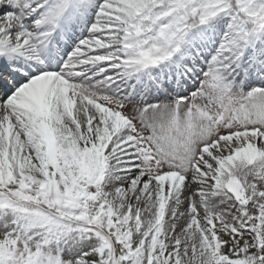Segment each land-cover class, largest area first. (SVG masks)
Masks as SVG:
<instances>
[{"label":"snow or ice","instance_id":"6c2138e0","mask_svg":"<svg viewBox=\"0 0 264 264\" xmlns=\"http://www.w3.org/2000/svg\"><path fill=\"white\" fill-rule=\"evenodd\" d=\"M0 264H264V0H0Z\"/></svg>","mask_w":264,"mask_h":264}]
</instances>
